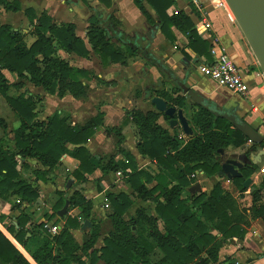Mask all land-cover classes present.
Returning <instances> with one entry per match:
<instances>
[{
    "label": "trees",
    "instance_id": "16d2710c",
    "mask_svg": "<svg viewBox=\"0 0 264 264\" xmlns=\"http://www.w3.org/2000/svg\"><path fill=\"white\" fill-rule=\"evenodd\" d=\"M100 1L110 5L109 0ZM132 1L145 17L147 27L158 24L161 34L169 43L175 41L173 29L177 30L187 39V47L197 57L210 59L208 44L199 36L190 17L183 10L167 12L175 5V0ZM144 2L152 8L154 17L146 10ZM0 7L16 12L20 10V3L17 0H0ZM24 14L31 27L27 34L8 24H0V97L20 122L11 131V140L6 133L0 138V200L9 202L14 197L9 202V210L19 209L23 203L33 205L36 202L37 188L31 186L17 170V165L28 170L30 165L27 161L30 159L42 167L32 171L35 179L47 182L53 178L60 158L69 155L78 162L71 173L74 185L86 182L85 175L93 173L95 166L85 145L100 126L107 135L113 133L117 137L116 153L124 155L132 171L127 178L132 193L131 196L124 193L107 194L112 208L108 214L112 229L103 238L100 247H96L100 226L91 217V200L78 190L73 191L67 199L60 197L52 206L53 215L66 200L70 208L76 210L74 216L64 217L63 226L53 236L45 229V223L33 224L30 221L26 208L20 210L17 216L0 212V264H97L99 261L103 264H236L230 257L219 261L218 252L230 239L244 237L249 225L247 213L252 219L264 221V179L250 193L251 206L246 209L240 208L237 198L225 191L219 182L209 192L200 190L191 193L189 189L197 183V178H190L189 175L197 170L207 177L217 175L220 170L219 150L241 147L248 139L228 120L215 117L185 97L148 53L142 51L140 47L143 45L123 35H111L110 31L113 33L121 26L112 14L105 22H99L97 15L91 16L85 34L88 45L102 64H126L119 48L112 43L114 37L122 45L128 46L132 55L154 67L159 77L152 81L149 76V85L146 84L143 89L147 99L158 96L168 106L182 108L194 136L187 139L180 137L178 127L170 132L157 123L159 117L168 123L169 117L156 110L143 111L139 108L126 112L121 123L113 127L104 126V112L99 108L96 115L83 125H70L69 114L64 111H55L45 120L37 119L39 98L25 93L9 95L12 84H9L3 70L18 78L19 82L13 86L20 87L24 82H29L58 98L71 95L79 100L86 99L89 90V85L83 81L100 79L92 71L71 66L57 53L62 50L84 58L89 55L84 41L76 35L73 23L55 24L46 12L37 16L32 8L24 9ZM27 35L33 39L28 44ZM181 52L184 57H189L184 50ZM139 93L136 91V94ZM128 121L137 128V152L155 163L159 170L157 174L138 170L133 155L122 149V129ZM0 126L4 128L2 120ZM67 145L73 148L69 149ZM256 146L264 148V140L258 145L252 144L246 155L256 151ZM97 164L104 174L122 171L113 155L106 160L100 158ZM256 169V164L245 165L240 170L242 177L232 180L240 197L248 191L242 187V182ZM152 182H155L154 186L148 187L147 184ZM133 199H153L155 216L147 215L146 208L141 207L125 220L123 215ZM158 219L162 221L163 231L153 225ZM86 220L92 224L91 230L83 244L79 245L69 230L79 229ZM139 224L147 226L144 233L137 228ZM133 226L136 228L133 229ZM37 227L46 231V236L34 251L26 254V243ZM134 230L140 237L134 234ZM27 233H30L29 237ZM154 249L160 250L161 256L151 263L148 261L149 255Z\"/></svg>",
    "mask_w": 264,
    "mask_h": 264
},
{
    "label": "crops",
    "instance_id": "0c3cea01",
    "mask_svg": "<svg viewBox=\"0 0 264 264\" xmlns=\"http://www.w3.org/2000/svg\"><path fill=\"white\" fill-rule=\"evenodd\" d=\"M17 1L20 3L19 11H6L0 7V24H8L15 30H20L22 33L27 34L31 31V27L29 26L28 20L24 14V9L26 8H32L37 16H39L42 12H46L55 24L73 23L76 27V35L84 41L87 49L89 50V55L84 58L77 56L74 53H65L62 50H58L57 53L59 57L65 59L71 66L92 71L98 79L101 80L98 81L96 79H92L89 81H83L89 85L87 98L84 100L75 99L71 95H65L62 98H58L56 95L48 94L44 92L41 87H36L29 82H24L20 87L13 86V84L19 82L18 78L16 75L3 70L2 73L7 78L9 84H12L8 91L9 95L17 96L20 93H25L39 98L40 102L37 104L36 108L37 119L45 120L55 111H64L69 114L68 122L70 125H83L97 113L96 111L95 113H89L88 116H86L87 112L84 111V101H90L91 105L94 104V101L92 100V92L98 96L105 94V97L112 100L110 106L108 105L104 107L106 111L100 109L99 107V109L104 112V126L106 127L118 126L123 120L126 112L131 109L139 108L143 111L155 110L151 102L150 109H143V107H145L143 97V100L131 98V101H137L139 105L132 107L131 101L123 95V93H125L123 92V89H127L126 87L128 85H133L132 82L128 83L127 81L128 79H131L133 74L136 75L137 71H140V69L143 70L144 67H154L146 64L144 59L132 55L130 48L118 42L117 38L113 37L112 43L119 48V53L124 57V60H126V64H122L121 62H107L106 64H102L99 57L88 45L85 34L87 28L90 26L89 19L91 16L97 15L99 22H105L112 14V16L120 22L121 26L118 30L113 31V33L110 31L111 35H116V33L119 32L121 33V36L123 35L143 46H148V50L152 52L154 56L159 58L176 76L184 79L189 86L205 95L218 107L235 109L240 118L246 121L250 126L257 128L264 136V75L261 73L258 63L234 17L231 15L227 5L223 4L221 0H198L203 12H205L206 17L211 23L212 28L209 30H204V28L201 27L199 22V12L196 10L195 6L189 3L190 0H175V5L170 7L167 12L170 13L174 10H183L194 23L199 36L207 42L208 50H210L212 38L217 37L219 39V41L226 47L231 60L241 69L242 79L249 88L248 98H243L239 95L228 92L227 90L218 87L210 79L204 77L198 71L197 66L201 62H209L211 60V55L210 59L197 57L187 47V39L175 29H173L175 41L173 43H169L161 34L158 24H156L157 28L155 30L153 29L155 25L152 27L146 26L145 17L133 4L132 0H109L110 5H106L100 0ZM144 6L150 15L154 17V11L152 8L145 2ZM149 38H151V41ZM32 40L33 39H31V41ZM181 50H184L189 57H184ZM144 70L150 71V69ZM155 72H157V78L154 79L157 80L159 73L156 69ZM143 73L145 74L146 71ZM135 79L136 84L140 85L145 81L144 78L140 76H136ZM112 82H114V84ZM98 85H105L104 87L110 88V92L108 93L106 91H102V87H98ZM48 99L51 100V103L47 104L45 101ZM1 103H4L10 110L12 119L6 121V119L0 116V120H2L4 124V128L0 126V129L2 130L0 132V138H2L7 132V126L10 131H13L20 124L19 119L2 97H0V104ZM163 120L164 119L162 117H159L157 123L171 132L173 128L164 126L163 122H161ZM167 125L169 126L168 123ZM179 133L184 139L188 138L182 133L181 129ZM122 134L124 136L122 149L133 155L138 170H142V167L146 166L150 167L152 171L157 173V166L155 163L150 161L148 158L141 157L136 150L135 146L139 140V135L135 124L128 121L122 129ZM130 136L134 141L133 143L130 142ZM102 138H106L108 141L109 139L114 138L115 144H103L104 141ZM116 141L117 137L113 133L107 135L103 127L100 126L96 128L94 135L85 145L91 155V161L94 164L95 169L93 173L85 175L87 178L86 182L79 183L77 185H74L75 181L71 177V173L76 169L78 162L69 155L65 154L60 158L59 166L53 171V178L47 182L36 180L35 176L32 174L34 169L42 168L35 160L30 159L27 161L30 165L28 170L22 169L20 165H17V170L20 172L21 176L27 180L31 186L37 188L38 199L33 203V205L23 203L19 206V209L16 208L14 210H9L10 207L6 208V204L2 203L3 207H1L0 204V212L10 216H17L20 210L26 208L25 210L29 212L30 221L33 224L44 222L47 224H54V222H59L62 227L64 224V217L74 216L76 210L74 208H70L68 205L64 216L59 217L57 214L53 215L52 206L59 201L60 197L67 199V197L72 195L73 191L78 190L85 198L91 200V217L95 220V222H98L100 226V235L97 239L96 247L102 246L103 238L107 236L112 229L111 221L108 218V214L111 212L112 208L107 194L117 195L119 193H124L127 196H131L132 193V188L127 182V178L132 171L127 166V160L124 155L122 153H116L113 150L116 148ZM252 144L253 143L248 140L241 147L225 149L224 153H227L228 156L225 157L224 154H219L218 157L220 159V163L229 156L246 154L245 152ZM67 147L69 149L73 148L72 145H67ZM261 150H264V148L256 146V151L250 152L247 156L250 157L252 155H256ZM109 155L114 156V160L121 167L122 171L119 170L116 172L110 171L105 174L102 173L97 163L100 158L102 159L104 156ZM256 165V171L250 176L253 180L252 186L254 187L258 186L263 180L264 156H260V161L257 162ZM151 170L149 173L154 174ZM196 178L199 179V182L197 183L200 185V190L209 192L212 189V186L219 182L225 191H228L232 194V196L237 198L240 208L248 209L251 206V196L249 191L248 194L245 192L242 195V198H238L239 190L233 184L232 180H228L226 177H219L217 175L211 177L200 175ZM69 179L72 181L70 187L67 188V182ZM154 184L155 182H152L147 185L148 187H152ZM60 194H62V196ZM155 196L156 195H154L153 198ZM149 200L151 199H133L131 206L123 215L124 219L127 214L130 217L133 216L136 209L141 207L146 208L145 205H148L147 203ZM245 200L247 203L245 205H241L240 202ZM262 201L264 203V193ZM64 204L60 207V209L64 206ZM106 204L107 206H105ZM152 210L154 214V207ZM247 219L249 221V225L246 227L244 237L232 238L227 243L223 244L218 252L219 261H223L224 259L230 257L236 262V264H264V221L261 219H252L249 213H247ZM27 226L29 227L30 223ZM91 226L92 224L90 225V228L87 227L86 229H82L81 226L79 229H70L69 232L75 241L79 245H82L84 240L88 237ZM103 227L107 228L106 231L103 230ZM28 234L30 236V233H27V235ZM45 236L46 231L37 227L34 230L33 236H31L26 243L24 250L26 254H30V252L34 251L44 240ZM83 259H86V257H83ZM97 264L103 263L99 261Z\"/></svg>",
    "mask_w": 264,
    "mask_h": 264
},
{
    "label": "water",
    "instance_id": "95a60500",
    "mask_svg": "<svg viewBox=\"0 0 264 264\" xmlns=\"http://www.w3.org/2000/svg\"><path fill=\"white\" fill-rule=\"evenodd\" d=\"M229 10L231 11L238 27L240 28L246 42L248 43L261 73L264 75V0H224ZM157 25L153 27L155 30ZM118 37L121 33H116ZM151 41V38H149ZM131 44L130 41H127ZM142 51L147 52L148 56L155 62V65L176 84L182 94L187 97L196 106L202 107L215 117L228 120L232 127L240 131L248 140L253 144H260L264 140V136L258 131L257 128L250 126L246 121L240 118L235 109L220 108L205 95L198 92L195 88L189 86L186 81L176 76L164 63L153 55L152 52H148V46H141ZM151 104L157 112L165 114L169 117V127L174 128L179 126L182 133L191 138L194 136V130L189 124L187 117L185 116L182 108L177 109L173 106H168L166 101L158 96H153L150 99ZM219 154L223 155L224 150H219ZM260 156H264V150L259 151L256 155L247 156L241 154L239 156H229L220 163V170L217 173L219 177H226L228 180L242 177L240 170L249 164H256L260 161ZM262 178L264 179V173ZM71 179L67 182V188L71 185ZM253 180L251 177L245 178L242 182V187L249 191V193L255 190L252 186ZM200 190L198 183L194 184L189 191L194 193ZM69 201H66L64 206L57 211L59 217H63L67 211ZM90 222L84 221L82 229L90 228ZM29 236V234L27 235Z\"/></svg>",
    "mask_w": 264,
    "mask_h": 264
},
{
    "label": "rangeland",
    "instance_id": "374dc122",
    "mask_svg": "<svg viewBox=\"0 0 264 264\" xmlns=\"http://www.w3.org/2000/svg\"><path fill=\"white\" fill-rule=\"evenodd\" d=\"M185 9H186V7H185ZM31 37L28 35L27 37H26V42H27V44L28 43H30V41H31ZM150 44V43H149ZM154 55V54H153ZM138 60V59H137ZM142 61V60H141ZM144 69H150V71L149 70H144ZM144 71H146V73L144 74L143 72ZM136 76H140V77H142V78H144V83L143 84H136ZM149 76L151 77V80L152 81H155L156 79H154V78H157V72H155V69L154 68H143V70L142 69H140V71H137V73H136V75L135 74H133L132 75V77H131V79L129 80H127L128 81V83H130V82H132L133 83V85L132 86H127L126 88L127 89H123V92H125V93H123V95H125L126 96V98H128L129 100L131 99V98H134V99H142V97H143V102L145 103V107H143V109H150L151 108V104H150V99H147V95H146V93L144 92V87L146 86V84H148L149 85V81H150V79H149ZM115 85H116V83H115ZM105 85H98V87H102V91H106V92H110L109 90H110V88H108V87H104ZM136 91H139L140 93L139 94H136ZM93 94H92V100L94 101V104H90V101H87V102H85L84 101V103H83V105H85V109H84V111H86L87 113H86V116H88V114L89 113H95L96 111H97V109L100 107V109H102V110H104V111H106V109L104 108L105 106H110V104L112 103V100L110 99V98H108V97H105V94H101V95H96V94H94V92H92ZM51 96V95H50ZM131 101V100H130ZM45 102H47V104L48 103H51V100H47V101H45ZM131 103H132V105L130 104V102H129V104L132 106V107H136V106H139L138 105V103H137V101H131ZM137 103V104H136ZM94 107V108H93ZM95 109V110H94ZM111 114H112V112H111ZM0 116H2V118H4V119H6V121H9L10 119H12V114H11V112H10V110L6 107V105L4 104V103H1L0 104ZM161 122H163V125L164 126H166V127H168L169 128V126L167 125V123L163 120V121H161ZM120 123V122H119ZM178 128H180V127H178ZM6 129H7V132H6V135H7V138H9L10 140H11V138H12V134H11V131H10V129H9V127L7 126L6 127ZM2 130L0 129V132H1ZM104 134V133H103ZM102 140L104 141L103 142V144H115V139L114 138H111V139H109V141L108 140H106V138H102ZM130 142H134L133 140H132V138H131V136H130ZM115 152H116V148L115 149H113ZM113 151V152H114ZM229 151H230V149H229ZM226 152V151H225ZM105 154V153H104ZM106 155H108V154H106ZM224 156L226 157V156H228V154L227 153H224ZM108 158V156H104L102 159H107ZM142 170H144V171H146V172H150V167H142ZM156 171H157V173L159 172V170H158V168L156 169ZM151 172H153L154 174L153 175H155V174H157L155 171H152L151 170ZM31 180V179H30ZM199 179H197V182H199L198 181ZM201 180V179H200ZM32 181V180H31ZM247 194H248V191L246 192ZM185 195V194H184ZM243 196H241L240 197V195H238V198H242ZM12 200H14V197H11L10 198V201H12ZM9 201V202H10ZM9 202H5V201H2L1 200V207H3V204L5 203L6 204V208H9L10 207V203ZM3 203V204H2ZM247 203V201L245 200V201H241L240 202V204L241 205H245ZM148 205H145L146 206V212H147V215H154L153 214V210H152V208L154 207V200L153 199H151V200H149V202L147 203ZM239 204V203H238ZM0 210H1V208H0ZM132 213H133V211H132ZM155 216V215H154ZM129 215L127 214V215H125V219L127 220V219H129ZM45 223V222H44ZM153 225L154 226H156V228L157 229H159L160 231H163V228H162V221L161 220H157V222L156 223H154L153 222ZM138 226H140V227H137V228H139L140 230H141V233H144V231H145V229H147V226H143V225H138ZM134 228L133 229H135L136 227L135 226H133ZM106 227H103V230L104 231H106ZM134 234L136 235V236H138V237H140L138 234H137V232L134 230ZM161 256V252H160V250H158V249H154V251H153V253L152 254H150L149 255V262H151V263H154L159 257ZM87 260V259H86Z\"/></svg>",
    "mask_w": 264,
    "mask_h": 264
},
{
    "label": "built area",
    "instance_id": "2783aa9c",
    "mask_svg": "<svg viewBox=\"0 0 264 264\" xmlns=\"http://www.w3.org/2000/svg\"><path fill=\"white\" fill-rule=\"evenodd\" d=\"M221 1L226 5L224 0ZM189 3L195 6L196 10L199 12V22L201 24V27H203L204 30L211 29V23L206 17L205 12H203L198 0H190ZM177 11L178 10H174L172 12L176 13ZM209 52L211 55V60L209 62L205 61L199 63V65L197 66L198 71L204 77L213 81L218 87L223 88L233 94L239 95L243 98H248L249 88L242 79L241 69L234 64L227 52L226 47L219 41L217 37L212 38ZM180 137L183 138L181 134ZM249 142L251 141L249 140ZM200 175H203V172L197 170L194 173L190 174L189 177L196 178ZM105 206H107V204ZM44 227L52 236L56 235L61 228L59 223H45Z\"/></svg>",
    "mask_w": 264,
    "mask_h": 264
},
{
    "label": "bare ground",
    "instance_id": "6f19581e",
    "mask_svg": "<svg viewBox=\"0 0 264 264\" xmlns=\"http://www.w3.org/2000/svg\"><path fill=\"white\" fill-rule=\"evenodd\" d=\"M228 7V6H227ZM229 9V8H228ZM230 11V10H229ZM231 12V11H230ZM231 15H232V13H231ZM233 16V15H232Z\"/></svg>",
    "mask_w": 264,
    "mask_h": 264
}]
</instances>
